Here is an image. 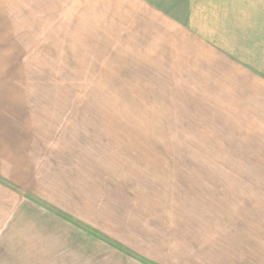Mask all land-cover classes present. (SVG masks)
Returning <instances> with one entry per match:
<instances>
[{
    "label": "rangeland",
    "instance_id": "obj_1",
    "mask_svg": "<svg viewBox=\"0 0 264 264\" xmlns=\"http://www.w3.org/2000/svg\"><path fill=\"white\" fill-rule=\"evenodd\" d=\"M135 1H0V117L33 129L30 159L74 170L80 200L108 176L121 189L131 177L134 206L144 205L143 219L154 213L133 241L149 259L253 264L263 172L254 164L252 22L264 4L198 0L186 18V7ZM221 28L239 65L205 41ZM64 260L44 264H78Z\"/></svg>",
    "mask_w": 264,
    "mask_h": 264
},
{
    "label": "crops",
    "instance_id": "obj_2",
    "mask_svg": "<svg viewBox=\"0 0 264 264\" xmlns=\"http://www.w3.org/2000/svg\"><path fill=\"white\" fill-rule=\"evenodd\" d=\"M197 1L164 0L167 7H186V18L190 9L196 6L193 2ZM146 2L141 5L150 6ZM258 3L264 4V0ZM7 4L16 7L15 3ZM152 6L160 7L161 3ZM214 7V15L218 16L220 11L216 10V5ZM260 9L258 17L255 16L252 22V68L251 71L245 69L250 71L257 83L254 164L256 175L257 168L263 172V201L258 199L257 190L253 195L255 205H263L256 217V225L259 226L258 233L256 228L253 264H264V6ZM165 14V17H171L174 24L181 22ZM193 31V37L197 38L196 29ZM213 40L215 42L205 39L210 48L216 46L219 51L221 48L230 63L239 65L233 60L235 54L226 51L222 44V28L220 36L214 34ZM18 100L16 103L20 102ZM0 101L3 104V98L0 97ZM8 120L0 117V178L6 182H0V264H44L46 259L63 262L64 259H76L78 264L80 259L84 262L87 259L88 263L94 261L95 264H174V259H149L150 254L145 255L142 249L138 251L139 247H134L133 241L138 238L136 235L140 233L141 239L146 237L143 233L148 231L154 213L152 211L147 219H143L144 212L141 211L144 205L139 203L140 206H134L138 203L133 199L131 177L124 180L125 185L121 189L119 183L122 179H112L109 183L108 176L107 187L102 183L104 188L101 191V188L96 187L95 190L93 184L89 185L84 200H80L74 195L80 193L81 187L76 182L77 174H72L74 170H68L62 163L49 160L43 163L45 159L39 163L35 157L30 159V153L26 154L29 149L24 147L34 146V139H31L33 129L16 128L12 125L15 119H10V123ZM26 131L30 133V138ZM28 159L33 162L32 165L26 164ZM129 168H132L131 161ZM128 175L131 176V173ZM126 250H133L148 259H130Z\"/></svg>",
    "mask_w": 264,
    "mask_h": 264
}]
</instances>
